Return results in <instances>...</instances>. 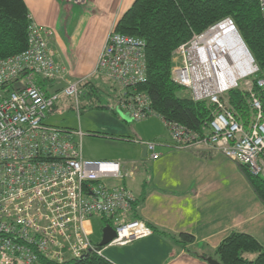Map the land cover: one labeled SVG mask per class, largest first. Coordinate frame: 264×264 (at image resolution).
Returning <instances> with one entry per match:
<instances>
[{
	"label": "built area",
	"instance_id": "obj_1",
	"mask_svg": "<svg viewBox=\"0 0 264 264\" xmlns=\"http://www.w3.org/2000/svg\"><path fill=\"white\" fill-rule=\"evenodd\" d=\"M259 4L264 14V0ZM30 19L27 49L0 59V264H38L44 259L64 262L94 252L103 255L104 248L93 238V217L104 219V226L115 229L116 237L108 245H125L150 236L153 230L145 222L130 218L133 192L123 184L106 182L125 176L122 163L83 158L79 149L83 130L45 121L59 95L48 94L35 77L55 80L63 68L49 45L51 30ZM225 21L233 22L230 18ZM214 27L194 33L179 45L172 67L173 80L188 88L194 100L210 99L216 104L209 125L212 133L200 138L178 122L163 120L176 148L218 150L264 178V79L257 77L256 65L232 82H217V75L209 72L203 42ZM94 74L116 85L117 109L132 121L158 116L149 93L140 88L148 80L144 38L111 31ZM11 83L15 86L10 87ZM80 83H69L63 89L77 107L83 93ZM241 83L246 85L256 111L248 127L225 101L229 90ZM135 141L146 146L151 159L160 157L157 141Z\"/></svg>",
	"mask_w": 264,
	"mask_h": 264
},
{
	"label": "crops",
	"instance_id": "obj_2",
	"mask_svg": "<svg viewBox=\"0 0 264 264\" xmlns=\"http://www.w3.org/2000/svg\"><path fill=\"white\" fill-rule=\"evenodd\" d=\"M133 1L125 0L120 7V0H88L81 5L63 0H25L32 20L51 30L49 45L63 68L60 77L45 80L42 85V78L36 75L37 83L48 94H58V101L72 82H81L84 98L95 97V92L106 91L107 98L117 94L116 85L94 74V70L111 27L127 10L124 5L130 6ZM104 80L110 82L109 90ZM88 81L91 83L84 85ZM97 113L93 114L95 118L101 115ZM108 115L110 121L101 127L94 121L87 122L89 128L105 127L108 131L92 139L88 154L81 139V156L122 163L125 176L106 182L123 184L133 192L130 218L142 220L153 230L150 236L128 244L108 245L104 248L109 250L104 255L108 260L114 264H210L207 258L217 259L215 249L233 232L249 233L264 245V200L249 182L244 165L218 150L176 148L159 117L125 128ZM111 127L118 132L110 131ZM136 138L157 141L160 157L151 159L148 151L144 155L146 146ZM91 225L93 228L92 221ZM181 233L192 234L194 242L177 241L175 237Z\"/></svg>",
	"mask_w": 264,
	"mask_h": 264
},
{
	"label": "trees",
	"instance_id": "obj_3",
	"mask_svg": "<svg viewBox=\"0 0 264 264\" xmlns=\"http://www.w3.org/2000/svg\"><path fill=\"white\" fill-rule=\"evenodd\" d=\"M227 18L234 22L252 53L259 67L257 77L264 79V14L259 0H135L118 19L115 27L117 32L146 40L148 80L140 88L149 93L153 110L166 121L186 126L200 138L212 133L209 125L217 106L210 99L194 100L188 88L173 80V53L194 33L205 32ZM30 23V12L25 0H0V59L27 49ZM44 81L41 79L40 85ZM256 82L254 78L255 85ZM88 83L91 81L84 85ZM243 84L229 90L227 105L238 120L248 127L256 111L251 105L250 93ZM14 86V83L10 84V87ZM255 88L259 89L257 86ZM115 93L108 98L107 103L94 106L119 115ZM94 95L91 100H100L97 92ZM246 174L258 196L264 200V178L253 175L247 167ZM175 239L183 244L195 240L189 233H181ZM214 255L222 264H264V245L249 233L233 232L220 242ZM38 264L114 263L104 254L94 252L83 259L64 262L44 259Z\"/></svg>",
	"mask_w": 264,
	"mask_h": 264
},
{
	"label": "rangeland",
	"instance_id": "obj_4",
	"mask_svg": "<svg viewBox=\"0 0 264 264\" xmlns=\"http://www.w3.org/2000/svg\"><path fill=\"white\" fill-rule=\"evenodd\" d=\"M87 1L88 0H86V3H87ZM124 1L125 0H120V7L123 5ZM134 1L130 2V4H129L130 6H127V4H125L124 10H126V9L128 10V8L132 6ZM70 3H73V2H70ZM118 19L113 24V26L111 27L110 32L111 31L117 32L115 27H116V24L118 22ZM103 78L108 80L106 77H103ZM104 82H105L104 83L105 87L108 88V90H109L110 89V82L105 81V80H104ZM243 85H244L243 87L246 88V85L245 84H243ZM62 95H63L62 96L63 98L62 97L60 98V100L57 103V106L54 107L53 112H51L50 114L47 115V117L45 118V121L50 123V124H54V125H58V126H62V127H71L74 129H82L83 132L85 133V135L82 137V142H83L85 154H88L91 152L90 148L92 149V144H91V143H93L92 139L94 137H97L99 134L105 133L108 131V128H105V127L99 128V129L89 128V127H87V122L91 123L94 121V122H96L95 124L98 125L97 127H101L102 125L107 124L110 121V117L108 114H110V116L113 117V119L117 120L115 122V124H117L119 127L128 128L129 125L136 127V126L140 125L142 122V121H140V122L132 121L131 119H123L118 114H115L112 111H109L108 109L96 108L94 105L99 104V103H107L108 102V98H107L108 95H107L106 91L97 92V95H98L97 98H99L100 100H98L96 98H94L96 100H91V99H88L87 97H85V98L81 97V111L79 110V107H77V105L75 104V100L73 97L64 95L63 93H62ZM226 96L227 97L225 98V101L227 103H229L230 95L227 93ZM97 110H98L99 114H101V115H99V117L101 116V118L99 120H98L99 117L95 118L93 116V114H98ZM151 117L152 116H150L149 118H151ZM153 117L161 118V116H159V115L153 116ZM79 118H80V121H79ZM125 121H127V122H125ZM143 121H145V120H143ZM80 122H81V126H80ZM114 127L116 128V126H114ZM110 131H117V130L113 129L111 127ZM137 143H139V142H137ZM141 144H143V143H141ZM91 221H92L93 229H94V238L96 239V241H99L101 239V236H102V228H103L104 224L106 223V221L100 217H93ZM107 246L108 245H106V248H108ZM108 254H109V250L105 249L104 255L107 256Z\"/></svg>",
	"mask_w": 264,
	"mask_h": 264
},
{
	"label": "bare ground",
	"instance_id": "obj_5",
	"mask_svg": "<svg viewBox=\"0 0 264 264\" xmlns=\"http://www.w3.org/2000/svg\"><path fill=\"white\" fill-rule=\"evenodd\" d=\"M230 28L231 24L228 21L221 22L203 38L206 51L205 59L210 67L209 72L214 76L217 75V82L220 85L232 82L242 73L253 69L250 61L240 49L241 44L239 46L233 37V31Z\"/></svg>",
	"mask_w": 264,
	"mask_h": 264
},
{
	"label": "water",
	"instance_id": "obj_6",
	"mask_svg": "<svg viewBox=\"0 0 264 264\" xmlns=\"http://www.w3.org/2000/svg\"><path fill=\"white\" fill-rule=\"evenodd\" d=\"M229 22V21H228ZM231 24V30L233 31V37L235 38L236 42L241 44L240 49L244 53V56L247 57V59L250 61L252 67L254 68L257 64H255V59L250 52L248 46L246 45L243 37L241 36L239 30L237 29L236 25L232 22H229ZM258 66V65H257ZM118 113L123 119H131L128 114L123 113L119 109H117ZM147 149L144 148V155L146 154ZM116 237V231L111 225H106L102 228V236L100 241V246H106L108 245L114 238ZM208 262L210 264H222L218 259L208 257Z\"/></svg>",
	"mask_w": 264,
	"mask_h": 264
}]
</instances>
